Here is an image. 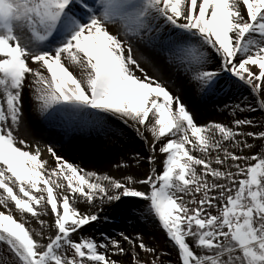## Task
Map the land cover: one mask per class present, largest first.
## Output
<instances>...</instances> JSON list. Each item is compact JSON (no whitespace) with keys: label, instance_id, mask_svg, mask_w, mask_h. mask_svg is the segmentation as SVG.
<instances>
[{"label":"snow or ice","instance_id":"6c2138e0","mask_svg":"<svg viewBox=\"0 0 264 264\" xmlns=\"http://www.w3.org/2000/svg\"><path fill=\"white\" fill-rule=\"evenodd\" d=\"M141 47L205 97L247 88L264 111V0H0V264H122L113 257L130 254L165 264L142 238L84 234L101 219L97 203L123 198L148 202L175 264H264V124L199 125L142 67L152 60ZM26 103L43 123L72 130L132 122L153 153L151 173L99 175L51 145L49 164L21 135ZM45 229L55 231L47 243Z\"/></svg>","mask_w":264,"mask_h":264},{"label":"bare ground","instance_id":"6f19581e","mask_svg":"<svg viewBox=\"0 0 264 264\" xmlns=\"http://www.w3.org/2000/svg\"><path fill=\"white\" fill-rule=\"evenodd\" d=\"M141 54L152 60L151 64L142 61V67L146 69L150 76L158 77L162 81L167 82L169 90L181 96L189 110L194 114L196 122L199 125H211L214 123L229 125L230 123H234L235 119L244 117L253 119L256 122L255 130L257 131L260 130L259 126L264 124L263 120L260 119V114L247 111L249 103L253 100L245 94L246 91L245 93L242 91H233V95L231 93L227 96H224L223 93L207 96L213 97L210 102L208 101L207 107L196 104L198 98L204 99L205 96L194 85L188 83L182 74L165 63L167 57L158 55L143 47L137 53V55ZM154 64L162 67L163 71H155L153 68ZM254 101L256 102L255 98ZM25 118L27 121V131L22 129L21 135L26 136L33 147L37 143L39 144L42 150V159L48 160L49 164H52L53 158L47 152V147L51 145L59 155L80 165L85 170L95 171L99 175L107 174L117 179H123L126 175L131 174L136 178L143 179L151 173L153 164L150 163L149 157L153 153L144 138L135 131V125L132 122L126 125L118 117H112L107 121V130L88 128L72 130L61 123H43L35 113L30 111L27 103L25 104ZM144 135L149 140L152 139L150 133L145 132ZM164 141L166 142V139H162L156 143V163L154 165L156 171L160 170L159 167L163 164L164 154L159 152V148ZM137 160H139V163H137ZM117 164L121 165V167H117ZM141 187L143 189V186ZM135 199L141 203L144 202L138 198ZM132 200V198H123L121 202H112L103 205L97 203V206L92 208V211L103 214L105 223H102L100 228L96 225L93 226V233L96 235L101 231H105L103 228H110L107 226L111 225L108 218H112V216H120L119 226L124 227L123 229H125L124 231L127 235H131L135 230L141 228L144 222L146 227L154 223L151 217L145 215L146 210L142 204L139 205L141 210L139 214L143 215L144 220V222L139 224L141 227H135L136 225L129 221L128 217L133 216L139 210L138 207L134 208L130 204H127ZM87 207L83 203L80 205L82 211H86ZM100 213L98 214L100 215ZM107 214L112 215L107 216ZM44 219L48 223H51L50 217L45 216ZM33 224L36 225V222L33 221ZM51 234L50 230L45 229L44 242H46L47 237ZM158 234L160 235L162 233L159 231ZM164 251L166 252V258L170 259H173L176 253L174 247L172 248L169 243L164 244ZM108 254L110 255V253ZM127 257V255L118 256L116 260L121 261L122 264H128ZM174 263L175 261L173 260L171 264Z\"/></svg>","mask_w":264,"mask_h":264},{"label":"rangeland","instance_id":"374dc122","mask_svg":"<svg viewBox=\"0 0 264 264\" xmlns=\"http://www.w3.org/2000/svg\"><path fill=\"white\" fill-rule=\"evenodd\" d=\"M245 91H246V93H245ZM242 92L247 94L248 97L253 100L251 103H249V106H253V107L257 108V111H255V112L257 114H260V119H262L263 122H264V111H260L259 110V107H258L257 103L254 101L253 94L247 88H242ZM212 98L213 97H207V98L204 97V99L198 98V100L196 101L197 102L196 104L207 105L208 101L210 102L212 100ZM203 101H206V102H203ZM201 102H203V103L201 104ZM254 143H256L258 146L261 144L260 141H254ZM250 154H254V153H250ZM159 169L160 170H158L157 172L161 173L163 171V165L161 167H159ZM141 186L142 185H139L138 187L142 188ZM185 198L187 199V197H185ZM132 199H133L132 201L127 203V204H130L131 207H134V208L138 207L139 208V205L142 204L147 209L148 203H145L146 201L141 203V202L137 201L135 198H132ZM135 210H137V209H135ZM140 211L141 210L139 208V210L133 216H129L128 217L129 221L132 224L136 225L135 227H141V225H139V224L144 222L143 215L139 214ZM98 213H100V212H98ZM111 215L112 214H107V216H111ZM99 216L101 217V219L98 221V223H95V225L100 228V225L102 223H105V217L101 213H100ZM108 220L110 221L111 225L110 226L107 225L110 228H103L105 231H101L99 234L95 235V233H93V228L90 227V228L86 229L84 234L85 235H92L98 241H101V237L104 236V235L109 236L112 239H116V240H121L122 241V236L120 234L121 233H123L124 235H127V234H125V231H124L125 229H123L124 227L119 226L120 216L119 217L112 216V218H108ZM50 231L52 233L51 236L54 238V236H55L54 229L50 230ZM159 231L162 234L159 235L158 234ZM127 236L132 237L134 239L142 238L144 243H146L148 246L156 248L157 251H158V254H161V259L165 261V264H171L173 260L174 261L176 260V253L174 254L175 256L173 257V259L166 258V252L164 251V244L169 243L172 248H173V245L167 240V237H166L164 231L162 229H160L155 223H152V224H150L149 227H146L145 222H144V224L142 225L141 228H139L138 230H135V232H133L131 235H127ZM47 242H48V240L46 239L45 243H47ZM3 247H4L3 245H0V249H3ZM124 247L128 248L129 245L126 242H124ZM137 251L141 252V256L142 257L145 255L141 250L137 249ZM109 253H110V255L112 254L111 252H109ZM127 256H128L127 257V263L128 264H134V259L131 256V254L127 255ZM116 257H118V256H114L113 258L116 259ZM147 258L149 260H151L152 259L151 254H148ZM5 259H7V257H5Z\"/></svg>","mask_w":264,"mask_h":264}]
</instances>
